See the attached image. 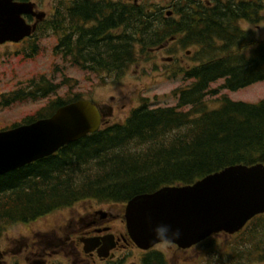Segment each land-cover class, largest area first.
I'll return each mask as SVG.
<instances>
[{
	"label": "trees",
	"instance_id": "1",
	"mask_svg": "<svg viewBox=\"0 0 264 264\" xmlns=\"http://www.w3.org/2000/svg\"><path fill=\"white\" fill-rule=\"evenodd\" d=\"M154 1L57 0L51 17L58 37L54 50L73 66L100 76L118 74L171 34H180L184 47L196 46L195 63L170 72L190 81L172 91L176 105L151 106L143 98L124 121L107 123L49 156L1 174L0 232L76 200L125 202L165 185L193 183L229 165L264 163V99L235 101L221 94L219 107L207 105V97L221 90L264 80V40L239 26V19H261L264 0H216L212 9L176 5L181 15L176 22L163 11L154 13ZM219 79L224 82L212 87ZM59 85L41 75L1 94L0 104L56 95ZM79 98L72 90L65 97L56 95L21 123L47 117ZM240 233L236 256L264 261V215L253 217Z\"/></svg>",
	"mask_w": 264,
	"mask_h": 264
},
{
	"label": "water",
	"instance_id": "2",
	"mask_svg": "<svg viewBox=\"0 0 264 264\" xmlns=\"http://www.w3.org/2000/svg\"><path fill=\"white\" fill-rule=\"evenodd\" d=\"M138 0H134L137 2ZM31 3L0 0V42L18 41L33 31L22 14ZM97 103L79 98L48 117L0 130V175L22 167L95 132L103 122ZM264 213V164H234L192 184L163 186L140 193L125 205L127 230L140 246L159 241L189 245L220 231H239ZM180 230L179 239H156L154 231Z\"/></svg>",
	"mask_w": 264,
	"mask_h": 264
},
{
	"label": "flooded vegetation",
	"instance_id": "3",
	"mask_svg": "<svg viewBox=\"0 0 264 264\" xmlns=\"http://www.w3.org/2000/svg\"><path fill=\"white\" fill-rule=\"evenodd\" d=\"M14 1L31 3L30 11L23 13L22 17L33 27V31L18 41L0 42V47L17 46L16 56L23 53L20 55L22 60L32 59L38 52V41L45 37H54L53 53L56 55L54 47L58 37L51 30V17L56 11V1ZM223 2L225 1L219 0V3ZM215 4L216 0H198L194 3L172 0L157 3L158 8H154L153 12L158 14V11H163L166 19L176 22L181 17L175 13L176 5H205L212 9ZM239 21L243 23L249 20ZM180 39V34H171L156 50L166 49L169 54L174 47L177 51L184 46ZM185 52L190 56L193 50L189 48ZM2 55L3 52L0 51V56ZM22 84L19 87L25 85ZM43 100L48 99L43 97ZM99 108L105 115V120L107 115L112 114V108L107 104L99 103ZM220 234L236 235L217 233L214 237ZM213 242L209 236L185 246L161 241L141 247L132 240L127 231L125 202L86 198L5 226L0 232V264H211V258L222 264H232L231 261L223 262L225 258L215 252ZM228 258L230 257L226 260Z\"/></svg>",
	"mask_w": 264,
	"mask_h": 264
},
{
	"label": "rangeland",
	"instance_id": "4",
	"mask_svg": "<svg viewBox=\"0 0 264 264\" xmlns=\"http://www.w3.org/2000/svg\"><path fill=\"white\" fill-rule=\"evenodd\" d=\"M159 1H155V3ZM239 26L241 29L251 30L258 40H264V12L259 21H244L239 23ZM54 44V37L40 39L35 57L25 60L20 57L23 53L16 56L17 46L0 47V51L3 52V55L0 56V93L9 92L12 88L18 86L19 81H24L29 77L39 78L43 74L45 79L51 78L50 80L54 83H60L56 95L65 97V93L69 90L79 92L83 97L93 98L100 104L111 106L112 114L108 116V121L121 122L127 118L132 108L141 104L144 97L149 99L152 106L176 105V98L172 94L173 89L184 86L190 81H184L181 74L172 77L170 72H178L179 67H186L195 63L191 60V57L185 54L184 47L179 48L177 51L173 47L169 54L166 49H153L140 53L135 62L130 64L123 72L118 74L107 73L100 76L72 66L70 63L64 64L63 59L54 55ZM186 47H190L193 53L196 49L194 46ZM171 53L172 58H170ZM171 61L174 62L171 63ZM223 82V79L217 80L212 86L218 87ZM221 94H226L236 101L257 102L264 99V80L235 91L221 90L218 95L207 97L209 109L220 106L218 98ZM50 98H53V96ZM44 104H46V101L43 99H27L12 102L7 106L0 105V128L8 127L13 123L22 121L27 116L34 115ZM243 235L241 233L235 236L220 234V236L213 237L211 240L214 241L212 247L218 255L225 258L223 262L264 264V261L258 259L257 261H247L244 257L239 258L236 256L234 245L242 241L241 237ZM227 257L231 259L226 260ZM212 261L211 258V264H222L221 262Z\"/></svg>",
	"mask_w": 264,
	"mask_h": 264
},
{
	"label": "clouds",
	"instance_id": "5",
	"mask_svg": "<svg viewBox=\"0 0 264 264\" xmlns=\"http://www.w3.org/2000/svg\"><path fill=\"white\" fill-rule=\"evenodd\" d=\"M181 233L178 228L172 229L167 227L157 228L154 231L156 239H179Z\"/></svg>",
	"mask_w": 264,
	"mask_h": 264
}]
</instances>
